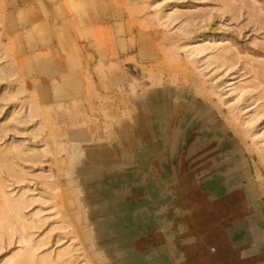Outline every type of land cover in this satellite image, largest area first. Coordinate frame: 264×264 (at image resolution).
<instances>
[{"label":"rangeland","instance_id":"rangeland-1","mask_svg":"<svg viewBox=\"0 0 264 264\" xmlns=\"http://www.w3.org/2000/svg\"><path fill=\"white\" fill-rule=\"evenodd\" d=\"M0 264H264V0H0Z\"/></svg>","mask_w":264,"mask_h":264},{"label":"bare ground","instance_id":"bare-ground-1","mask_svg":"<svg viewBox=\"0 0 264 264\" xmlns=\"http://www.w3.org/2000/svg\"><path fill=\"white\" fill-rule=\"evenodd\" d=\"M105 226V225H104ZM103 229V228H102Z\"/></svg>","mask_w":264,"mask_h":264}]
</instances>
